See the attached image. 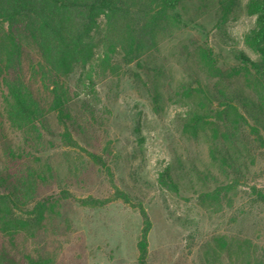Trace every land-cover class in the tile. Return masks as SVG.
I'll use <instances>...</instances> for the list:
<instances>
[{
    "label": "rangeland",
    "instance_id": "1",
    "mask_svg": "<svg viewBox=\"0 0 264 264\" xmlns=\"http://www.w3.org/2000/svg\"><path fill=\"white\" fill-rule=\"evenodd\" d=\"M247 2L240 0L227 19L218 0L184 2L177 10L182 23L172 21L158 33L157 50L129 65L117 54L115 69L98 76L93 89H77L96 111V120L82 122L87 132L81 146L105 151L106 166L61 142L51 114L48 151L22 169L51 165L73 182L77 198L110 199L96 208L73 199L58 206L61 216L53 213L55 223L39 238L54 264H133L143 227L133 204L140 201L152 220L148 264H257L264 258V200L256 193H264V147L248 126L234 122L235 133L229 134L216 125L199 88L217 84L229 96L241 90L264 98L248 71L214 76L202 51L213 50L224 72L236 64V50L258 57L245 43L255 25ZM77 78L71 79L74 88ZM194 112L207 114L196 133L184 126ZM218 150L229 151L232 166L222 162ZM6 159L0 145V166ZM167 166L180 184L178 192L159 181ZM117 188L129 192L132 203L115 198ZM21 234L30 247L38 245L27 229Z\"/></svg>",
    "mask_w": 264,
    "mask_h": 264
},
{
    "label": "trees",
    "instance_id": "2",
    "mask_svg": "<svg viewBox=\"0 0 264 264\" xmlns=\"http://www.w3.org/2000/svg\"><path fill=\"white\" fill-rule=\"evenodd\" d=\"M186 1L0 0V145L7 157L0 166V264H54L47 247L39 246V238L55 223L52 214L61 216L58 206L69 199L92 208L110 201L77 198L71 191L73 182L62 178L60 172L55 174L51 165L48 169L30 166L26 171L22 167L32 159L40 161L48 151L45 134L52 131V113L60 127L61 142L85 150L93 163L106 166L105 151L81 146L87 132L82 122L96 120V111L77 89H93L98 76L105 77L109 68L115 69L117 54L129 65L157 50L158 33L172 21L182 23L177 10ZM218 3L221 16L227 19L240 0ZM246 9L255 17V25L246 33L245 43L258 57L236 50V64L224 72L213 50L203 48V56L216 77L239 70L250 72L264 94V0H248ZM29 58L32 62L26 66ZM74 75H78L76 88L71 83ZM199 88L216 125L229 134L235 133L234 122L238 127L248 126L264 147V98L241 90L229 96L217 84L209 85V90L202 85ZM205 115L194 112L184 120V126L196 133L207 121ZM136 131L141 132L140 125ZM217 153L224 164L232 166L228 150ZM159 181L171 191L180 189L170 166L160 173ZM256 193L264 200L262 191ZM115 198L132 203L131 194L119 188ZM133 206L143 219L133 264H148L152 220L143 202ZM23 229L38 245L30 247L26 238H21ZM262 263L264 258L257 262Z\"/></svg>",
    "mask_w": 264,
    "mask_h": 264
}]
</instances>
